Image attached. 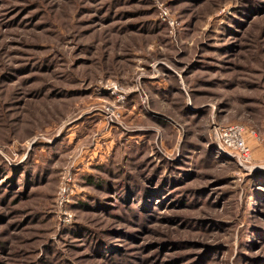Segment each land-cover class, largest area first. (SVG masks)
Masks as SVG:
<instances>
[{
	"label": "rangeland",
	"instance_id": "374dc122",
	"mask_svg": "<svg viewBox=\"0 0 264 264\" xmlns=\"http://www.w3.org/2000/svg\"><path fill=\"white\" fill-rule=\"evenodd\" d=\"M0 264H264V0H0Z\"/></svg>",
	"mask_w": 264,
	"mask_h": 264
},
{
	"label": "built area",
	"instance_id": "2783aa9c",
	"mask_svg": "<svg viewBox=\"0 0 264 264\" xmlns=\"http://www.w3.org/2000/svg\"><path fill=\"white\" fill-rule=\"evenodd\" d=\"M214 135L223 153L234 157L239 164H250L252 161L251 148L247 135H256L248 131L241 124L219 126L215 128Z\"/></svg>",
	"mask_w": 264,
	"mask_h": 264
},
{
	"label": "trees",
	"instance_id": "16d2710c",
	"mask_svg": "<svg viewBox=\"0 0 264 264\" xmlns=\"http://www.w3.org/2000/svg\"><path fill=\"white\" fill-rule=\"evenodd\" d=\"M163 187H164V185H162V186L160 187V189L158 188V189H159V191H163ZM143 195H144V193H143ZM144 196H145V195H144ZM141 201H142V200H141ZM99 252H100V253H102V254H104V253H103V252H104V250H100Z\"/></svg>",
	"mask_w": 264,
	"mask_h": 264
}]
</instances>
